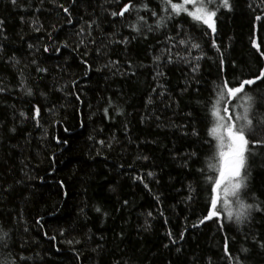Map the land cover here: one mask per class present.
<instances>
[{"label":"trees","instance_id":"1","mask_svg":"<svg viewBox=\"0 0 264 264\" xmlns=\"http://www.w3.org/2000/svg\"><path fill=\"white\" fill-rule=\"evenodd\" d=\"M58 2L69 7V0ZM126 2L89 0L81 5L78 0L69 8L73 24H67L66 15L49 0H44L39 13L32 9L40 6V0H18L16 7L10 0H0V19L5 20L8 37L6 41L0 40L5 45L0 55V80L11 89L0 94V121L5 125L0 129V225L12 236L8 241L11 256L22 252L32 257L27 264H207L209 259L212 264H228L223 253L227 236L230 252L238 253L242 247L249 249L245 264H264V249L253 243V237L264 241V213H253L251 223L243 226L225 220L223 231L214 220L191 227L206 215L209 202L208 187L196 171L214 153L215 141L207 136L213 118L206 112L205 103L214 97L213 89L222 75L232 81L251 78L264 69V58L252 46L254 38L264 51V20L258 22L254 31V15L258 13L248 8L253 0H233V12L218 14L214 38L224 54L221 72L218 54L210 46L212 37L202 36L199 26L192 31L190 23L181 17L205 55L195 74L183 63L162 67L160 70L166 75L158 82L165 86L166 92L158 97L151 92L157 85L152 79V57L163 47L158 43L163 40V34H148L145 40L127 26L135 22V14L113 18L104 10L119 11ZM147 2L159 11L160 0ZM81 15L84 20L97 19L99 29L93 32L97 46L101 38L106 44L109 39L124 36L130 40L126 47L111 44L107 55L99 57L93 51L95 46H89L85 58L93 70L87 75L80 62L84 48L73 51L78 45L75 33L80 27L77 21ZM33 19L43 25L40 32H35L29 24ZM153 22L154 18L149 17V23ZM47 32L52 33L51 41ZM62 41L69 47H62L57 54L52 48ZM28 43L40 50L29 49ZM45 44L50 45L47 53L43 52ZM180 51L183 54L182 48ZM12 55L20 61L15 67L3 62ZM33 59L48 69L47 74L35 72ZM108 59L119 60L122 72L126 70L125 61H131L135 76L114 75L107 69L95 71ZM19 69L24 70L27 85L33 88L32 97L19 89ZM73 81H76L75 87ZM251 88L253 94H264V82ZM160 90L157 88V93ZM41 92L43 96L39 95ZM149 95L154 100L152 105L146 104ZM108 97L123 110V115L109 109L112 119L103 116ZM33 104L40 106L41 123L48 130L44 138L43 130L34 127L31 119L21 122L18 116L22 110L31 117ZM46 107L53 111L46 113ZM13 115L17 128L14 134L7 131L13 125ZM53 121L60 123L53 124ZM193 129L198 135H192ZM113 136L111 149L96 143L101 139L107 143ZM53 137H59L61 143L57 144ZM64 140L67 144L62 143ZM206 140L211 141V146ZM192 152L197 155L189 159L188 154ZM138 155H146L149 160H137ZM148 171L155 173L154 178H146L151 192L133 180L134 175ZM251 173L249 187L257 202L264 206V157L256 159ZM60 181L64 188L59 186ZM189 185L194 191H190ZM8 187L11 191L5 192ZM155 196L160 197L159 203ZM124 200L128 201L127 206L123 205ZM96 207L101 208V213L95 211ZM150 211L152 217L147 216ZM41 217L43 228L36 224ZM145 220L150 225L147 230ZM185 228L183 241L169 243V230L178 239ZM61 229L63 236L59 235ZM45 232L48 236L55 235L56 240L48 239ZM86 236L92 239L87 240ZM70 239L81 243L69 245ZM97 244L101 247L93 252ZM165 244L169 247L165 248ZM177 247L181 248L180 252L176 251ZM3 258L0 255V261Z\"/></svg>","mask_w":264,"mask_h":264},{"label":"snow or ice","instance_id":"2","mask_svg":"<svg viewBox=\"0 0 264 264\" xmlns=\"http://www.w3.org/2000/svg\"><path fill=\"white\" fill-rule=\"evenodd\" d=\"M77 2L78 0H69V7H65V5L59 3L58 0H49L50 4L66 15L67 24H73L72 12H70L69 8L74 7ZM79 2L83 5L89 2V0H79ZM113 2L118 3L119 0H104V3ZM10 3L14 7L18 6V0H10ZM43 3L44 0H40V6H36L32 9L33 12L39 13ZM101 7H103V5H101ZM157 7L159 11L151 8L147 0H138V2L127 0L119 11L104 9L113 18L117 16L123 18L126 13L129 17L135 14V22L127 26L136 36H142L145 40H147L148 34L162 32L163 40L158 41V43H161L163 47L159 49V54L152 57V79L157 81L156 88L151 89L152 93H156L158 97H163L165 95V86L158 82L159 78L165 77L166 75L160 70L162 67L174 63H183L190 68L191 73L195 74L200 67L199 61L204 58L205 54L201 51V45L195 42L196 38L194 36L189 34V29L185 28L184 23L180 19L181 17L190 23L192 31H196L197 26H199L202 29V36L212 37L210 46L215 49L218 54L219 66L221 72H223L225 64L224 54L214 37L217 33L218 14H222V12H233V0H160ZM248 8L253 13H258L254 15L253 24L255 31L258 22L264 20V0H258V2L257 0H253V2L248 4ZM22 10L27 11V9ZM141 12H144L146 15H141ZM149 17L154 18L153 23H149ZM21 23H24L23 17H21ZM77 23L80 24V27L75 35L79 40L78 45L73 47V51H78L81 46L84 48L80 62L85 67V75L93 70L92 64L85 58L89 54V46H95L93 47V51L96 56L99 57L101 54L107 55V49L111 44H121L126 47L130 42L127 36L121 37L118 40L109 39L107 44L104 42V38H101L99 46H97V39L93 36V32L99 29L97 19L90 17L88 20H84L81 15ZM29 24L35 32H40L43 28V25L39 24L35 19L30 20ZM4 26L5 20L0 19V40L6 41L8 37ZM53 30H56L54 25ZM47 36L50 41L53 39L51 32H47ZM136 36H132V39H136ZM252 46L259 55L264 58V51H261L260 45L254 38L252 39ZM27 47L29 49H35V51L40 50L32 43H28ZM62 47L68 48L69 44L66 41H62L52 48V50L59 54ZM181 48L183 49V54H181ZM4 49L5 45L0 43V55L4 53ZM49 51L50 45H43V52L47 53ZM3 62L5 64H11L13 67L20 64V61L15 55L4 59ZM31 63L36 65L35 72L47 74L48 69L38 65L35 59H33ZM125 64L126 70L122 72L119 60L108 59L102 66L96 67L95 71L99 72L107 69L114 75L135 76L136 72L133 63L131 61H125ZM26 81L27 78L25 77L24 70L19 69V89L26 96L32 97L34 95L33 88L28 86ZM258 82H264V69H261L251 78H240L232 81H229L226 76L222 75L220 77V83L216 84L213 89L214 97H209L208 101L205 103L206 112H210L213 118L212 126L207 129V136L215 141V145L214 153L205 161V166L196 170L203 177V181L208 187L209 202L206 215L199 219L197 223L192 224V228H197L207 221L214 220L218 224L220 230L223 231L225 220L229 223L243 226L246 223H251L253 213H264V206H262L261 202H257V198L249 187V180L252 174L251 169L258 157H264V94H253L251 88L252 85H256ZM75 85L76 81H73L72 86L75 87ZM187 87L188 84L185 85V91ZM157 88L161 89L158 93ZM59 90L62 91L63 89L61 88ZM10 91L11 89L0 80V94ZM73 94L77 101L83 103L79 95ZM39 95L43 96L44 93L41 92ZM107 101V107L102 109L105 118L112 119V117L109 116V109H112L116 115L124 114L122 109H119L113 104L110 97L107 98ZM153 103L154 100L152 96L149 95L146 104L152 105ZM52 111L51 108H45L46 113H51ZM189 115H191V113H189ZM18 116L21 118V122L31 119L34 127L43 130L42 138L47 136L48 130L41 123V109L38 104H33L31 108V117L22 110L18 111ZM15 119L16 116L13 115V125L7 128V131L13 134L17 131ZM157 119H159V117H157ZM59 123L60 121H53V124ZM4 126V122L0 121V129H3ZM125 130L127 131V125H125ZM64 131L67 132L68 129L64 128ZM100 131L102 132L103 129H100ZM185 135H187V133H185ZM192 135H198L195 129L192 130ZM53 139H55L57 144L61 143L59 137H53ZM89 139L94 138L89 137ZM113 141H115L114 136L111 137L107 143L102 139L97 140L96 143L101 147L111 149ZM62 143L67 144V141L64 140ZM205 143L211 146V141L206 140ZM97 154L99 155V152ZM188 155L189 159H191L196 157L197 154L196 152H192ZM51 159L53 161L55 160L54 154ZM136 159L148 161L149 157L146 155H138ZM120 167H123V165H120ZM129 167H132V165L130 164ZM185 167H187V162L185 163ZM154 177L155 173L153 171H148L146 174L134 175L133 180L139 181L146 190L151 192L146 178L150 180ZM21 182L22 181H16V183ZM59 186L64 188L63 181L59 182ZM189 189L190 191H194L191 185H189ZM4 191L10 192L11 188H5ZM64 195H68L67 191L64 192ZM154 199L157 203L160 202L159 196H155ZM187 199L190 200L191 196ZM127 204L128 201L124 200L123 205L127 206ZM81 211H83V209ZM95 211L101 213L102 210L100 207H96ZM102 214L107 216L106 212ZM159 214L163 216V211L160 210ZM152 215L151 211L147 213L148 217H152ZM42 219L43 217L36 220V224L41 228H43V225L40 223ZM165 223H167L166 219ZM149 227L148 221L145 220V229L147 230ZM25 231H27V229H25ZM186 231L187 228L181 231L177 239L173 237L171 230H169L167 232L169 243L175 245L183 241ZM44 235L52 241L56 240L55 235L48 236L46 232ZM59 235H64L63 229H61ZM11 238V234L0 225V255L4 257L3 260L0 261V264H27V261L32 259V257L25 256L22 252H17L14 257L11 256L12 249L8 243ZM85 238L87 240L92 239L91 236H86ZM67 243L73 245L80 244L81 241L70 239L67 240ZM253 243L259 248L264 249V241H258L253 237ZM100 247L101 245L97 244L96 248H93L92 251L96 252ZM164 247L168 248L169 244H165ZM20 248H23V245H20ZM55 250L57 252L60 251L59 248ZM176 251L180 252L181 248L177 247ZM248 252L249 249L244 247H242L238 253L230 252L228 237H224L223 253L224 257L227 258L228 264H245V261L248 259L246 255ZM76 259L78 261L80 259L79 252L76 253ZM207 264H212L210 259L207 261Z\"/></svg>","mask_w":264,"mask_h":264}]
</instances>
